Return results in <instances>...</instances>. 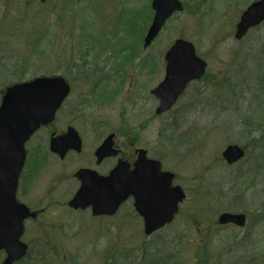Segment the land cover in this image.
I'll return each instance as SVG.
<instances>
[{"label":"rangeland","instance_id":"obj_1","mask_svg":"<svg viewBox=\"0 0 264 264\" xmlns=\"http://www.w3.org/2000/svg\"><path fill=\"white\" fill-rule=\"evenodd\" d=\"M182 1L186 9L143 48L151 0H0L6 51L0 90L17 70L124 76L104 89L102 98L111 95L106 103H96V92L83 95L79 126L127 128L121 139L129 144L137 132L135 144L174 172L187 195L175 220L151 236L130 205L105 220L88 211L63 213L52 225L62 235L23 238L30 251L21 264H264V23L238 40L239 15L252 0ZM179 37L195 43L208 62L206 75L157 115L151 89L164 77L165 52ZM227 144L245 148L244 159L227 164L221 154ZM240 211L248 215L245 227L218 223L220 213Z\"/></svg>","mask_w":264,"mask_h":264},{"label":"water","instance_id":"obj_2","mask_svg":"<svg viewBox=\"0 0 264 264\" xmlns=\"http://www.w3.org/2000/svg\"><path fill=\"white\" fill-rule=\"evenodd\" d=\"M45 1V0H43ZM154 17L144 38V47L152 44L167 20L184 6L180 0H152ZM264 21V0L253 1L241 14L236 25L235 38L242 39L248 31ZM166 74L153 90L159 99L157 114L170 110L185 90L187 84L200 78L206 61L200 58L194 44L178 38L165 54ZM68 93L64 79L38 78L6 90L0 105V251L6 252L2 264H14L26 256L28 245L21 240L24 221L31 215L29 208L17 201L19 176L25 161V143L42 125L54 119L56 110ZM65 140L52 138L51 149L65 156L69 149H82V139L75 129ZM75 132V133H73ZM113 137L109 136L98 149V157L115 155ZM245 155L237 144H229L222 152L223 158L233 164ZM76 176L81 187L70 201L73 208L92 207L93 214L115 215L120 206L134 196L137 212L144 219L147 236L171 223L186 198L180 185H173L175 174L161 169V162L147 157L140 149L134 169L120 161L108 176L96 171L81 169ZM220 224L244 226L245 213L223 212Z\"/></svg>","mask_w":264,"mask_h":264},{"label":"flooded vegetation","instance_id":"obj_3","mask_svg":"<svg viewBox=\"0 0 264 264\" xmlns=\"http://www.w3.org/2000/svg\"><path fill=\"white\" fill-rule=\"evenodd\" d=\"M46 1H42V3ZM1 27L2 26H0V28ZM11 31L12 30L9 31V34ZM1 32H3V30H0V36ZM11 51L10 48L7 54L13 56V52L10 53ZM3 52L6 53L5 48L0 43V54ZM62 66H65V62H63ZM151 66L152 65L149 64L146 67L150 68ZM13 73L15 75L14 80H11L5 88L0 90V104L8 88L31 82L38 78L59 77L64 79L68 85V93L56 110L54 119L46 124H42L25 143L26 157L18 182L17 200L26 205L32 215L24 222L22 239L26 237L47 239L49 236L62 235L64 231L61 227L52 225L56 224L55 220H57L58 217L60 219L63 213L72 214L88 211L94 219H110L111 217L109 216L94 217L90 207L87 209H75L71 207L69 203L81 186L80 180L76 178V174L79 170L90 169L96 171L99 176H107L120 161L129 164V169H134L139 150H147V148L135 144L138 140L137 138H139L137 132L130 138V144L128 140L121 139L123 135L128 134V132L125 131L127 128L113 130L107 128L105 124L101 125L95 121L85 124L83 126L85 127L84 129L79 126L81 106H86L87 104L83 102V95L85 93L96 92L98 94V97L94 98L95 101H98L96 103H103V101L106 103L110 100L111 95L108 96L107 99L105 97L102 98V96L107 95L105 88L107 85L113 84V80H117L120 83L124 76L118 79L115 75L108 76L103 74L97 77L95 76L94 78L95 72H88V70H60L58 72L53 70L43 72L17 70ZM137 74L141 73L137 72ZM162 80L160 82H162ZM160 82H158L157 85ZM154 88L151 89V93ZM115 93H117V91L114 92V94ZM158 106L159 100L156 109ZM73 129L78 132L82 139V149L80 151L69 149L65 156L62 157L59 153L51 149L52 138L62 136V138L67 140V135H69L71 131H74ZM86 130H88L89 133L88 138L85 136ZM111 135H114L113 147L117 150V153L115 155H105L103 158L99 159L97 155L98 149ZM147 155L153 158L149 156L148 150ZM52 168L56 169V173L53 172L55 175L53 174L54 176L51 180H45L43 175ZM127 205L134 207V198L132 196L123 203L119 212L121 213L122 209ZM51 207H55L56 209L51 212ZM45 219H48V222ZM49 220L53 223L50 224ZM31 225L34 227L33 230H30ZM32 234H34V236H32Z\"/></svg>","mask_w":264,"mask_h":264},{"label":"trees","instance_id":"obj_4","mask_svg":"<svg viewBox=\"0 0 264 264\" xmlns=\"http://www.w3.org/2000/svg\"><path fill=\"white\" fill-rule=\"evenodd\" d=\"M148 15H149V14H148ZM149 16H150V18H151V14H150ZM143 31H145V28L142 29V32L140 33V40L143 39V35H142ZM140 42H141V41H140ZM140 42H139V43H140ZM134 52L136 53V50H134ZM135 53H133V54H135ZM27 257H28V255H27ZM27 257H26V258H27ZM26 258H25V259H26ZM25 259H24V260H25ZM24 260H22L21 262H18V263H16V264H21V263L24 262ZM204 260L207 261L206 259H204Z\"/></svg>","mask_w":264,"mask_h":264}]
</instances>
